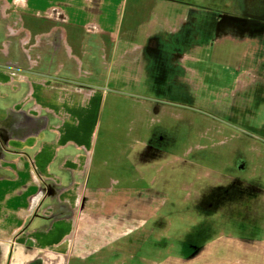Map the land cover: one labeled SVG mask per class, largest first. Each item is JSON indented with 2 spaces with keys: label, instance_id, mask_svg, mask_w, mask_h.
<instances>
[{
  "label": "rangeland",
  "instance_id": "obj_1",
  "mask_svg": "<svg viewBox=\"0 0 264 264\" xmlns=\"http://www.w3.org/2000/svg\"><path fill=\"white\" fill-rule=\"evenodd\" d=\"M154 3L157 7L191 8L202 13L214 5L223 7L229 0H152L151 4ZM235 4V7L240 5L237 1ZM124 17L133 19L126 14ZM258 35L261 33L248 36L235 33L229 40L220 37L218 42L205 43L201 57L198 55L201 74L187 78L191 91L182 99L172 96L178 94L182 83L176 78L177 71L166 62V54L147 55L145 77L141 81L107 83L103 110L96 111L86 123L95 124L90 168L83 172L81 155L73 146L65 149H60V144L57 148L49 146L56 157L49 158L40 172L32 158L31 168L27 170L36 172V179L32 178L35 191L28 197L29 202L22 201L26 205L20 216L7 217L4 233L11 238V247L0 248V264H264V217L259 208L254 216H248L245 207L238 208L233 215L229 211L215 212V208L207 206L208 200L202 203L197 188L204 182L215 186L230 181L225 170L231 169L235 157L228 142L239 135L264 137V126L260 125H264V105L258 121L253 122L258 128L212 123L204 127L200 134L211 140L216 136L217 140H212L215 147L200 154L197 144L209 147L210 143L196 137V116L192 109L185 108L188 100L199 92L197 89L208 88L207 82L219 91L203 95L204 102L229 104L224 89L230 87L240 90L232 99L244 108L242 98L246 94L240 93L253 88L263 89L260 93H264L263 66L257 63L258 54L254 52L261 44ZM243 40L247 42L241 44ZM246 48L251 53L249 59L241 56ZM209 73L210 77L203 83L201 77ZM230 113L229 109L225 110L223 119ZM160 135L164 144L159 143ZM245 146L250 148L245 157L254 160L253 154L261 147L252 141ZM197 162L203 165L200 167ZM254 162L247 164L249 168L257 167ZM13 173L4 169V175L12 179ZM112 178L118 184L112 186V191H105L106 186H111ZM150 182L154 186L147 191L141 186L138 190L123 186ZM251 196L246 198L255 195ZM30 217L34 224L25 228L23 223ZM63 220L69 222L67 232H73L72 237L58 248L46 247L47 252L37 250L40 245L32 230L49 231L57 225L61 228L59 224ZM241 236L251 239L242 241Z\"/></svg>",
  "mask_w": 264,
  "mask_h": 264
},
{
  "label": "crops",
  "instance_id": "obj_2",
  "mask_svg": "<svg viewBox=\"0 0 264 264\" xmlns=\"http://www.w3.org/2000/svg\"><path fill=\"white\" fill-rule=\"evenodd\" d=\"M151 2L0 0L1 249L11 247V238L4 233L9 222L7 217L20 216V210L26 205L22 201L28 199L29 202L28 197L35 191L36 172L27 170L31 168V161L34 159L35 168L40 172L49 158L56 157L49 146L57 148L60 144V149L73 146L78 150L83 172L90 168L95 124L86 123L96 111L103 110L106 84L141 81L145 77L147 55L164 54L161 47L165 41L171 43V38L180 32L185 17L194 20L199 13L191 8L157 7ZM125 14L133 19H125ZM229 36L235 37V34L220 37L229 40ZM244 42L247 41L241 44ZM258 42L261 44L254 52L258 54L256 60L262 64L264 75V34L258 35ZM174 50L168 51L166 62L177 71L176 78L183 85L187 78L201 74L202 49L193 44L191 53L174 54ZM246 50H242L241 56L249 59L251 53ZM262 152L258 158H253L256 162L250 160L257 167L227 173L231 181H250L248 183L258 188L257 200H260L256 205L244 204L248 216H254L255 209L259 208L258 212L264 217V150ZM2 167L14 172V178L4 175ZM110 182L111 186L104 188L105 191H112V186L118 184L114 178ZM238 208L243 209L242 204L235 201L225 210L219 207L215 212L229 211L233 215ZM60 222L61 228L57 225L49 231L32 230L40 245L37 250L47 252L46 247L58 248L67 241L65 239H70L69 235L72 237L73 232H67L69 222ZM33 224L32 217L23 223L25 228ZM239 239L245 241L251 237Z\"/></svg>",
  "mask_w": 264,
  "mask_h": 264
},
{
  "label": "flooded vegetation",
  "instance_id": "obj_3",
  "mask_svg": "<svg viewBox=\"0 0 264 264\" xmlns=\"http://www.w3.org/2000/svg\"><path fill=\"white\" fill-rule=\"evenodd\" d=\"M235 1L240 3L239 6L235 5ZM235 4V5H234ZM253 3L251 0H229L228 4H224L223 7H219L214 5L213 7L210 8H205V10L202 13H197L195 16L194 20H191L189 16L185 17L184 19V26L180 29V32L171 38V43L170 42H164L163 46L161 49L164 51V54H168V51L173 52L174 54L176 53H188V52H193L192 47L193 44L195 46H200L202 50L205 49V43H208L210 40L215 41V39L219 38L222 35L226 34H235L237 35H250L254 33H261L264 34V19H255L249 15V13H253L255 6L252 5ZM253 6V7H252ZM246 14L245 16L242 14ZM231 19H234V22L236 20H240L244 22L242 25L239 24H233L230 23ZM244 25V26H243ZM176 52V53H175ZM256 73V72H255ZM263 75V73L261 72ZM188 75V74H187ZM204 76V77H203ZM201 77V80L203 78V83L204 80L210 77L209 74H205ZM215 79V77H213ZM206 83V82H205ZM208 85V88H201L197 89V91L194 94V99L190 98L188 101V104L185 105V108L192 109L194 112V115L196 116V122L198 123L196 128H195V135L199 139H207L208 143H210V146L207 147L206 145L203 146L201 143H198L197 145L199 146L197 149V154L202 153L205 150H208L210 147H215L216 142H212V140H217L216 136L212 137V140L207 136H203L200 134V132L204 129V127L211 125L212 124H223L225 127H239L241 126H246L248 124L249 126L252 127H257V125L254 126L253 122L258 121L259 116L261 115V108L264 105V93H260V90L263 91V89H246L245 93H240L241 95H245V98H242V104L244 105V108H242V105H237L234 104V96L236 94H239L240 90L238 91L237 89H224L225 93H227V98L225 100L229 104H217L213 103L212 101L210 102H204L202 100V96L204 95H212L215 92L218 93L219 89H216L210 85V83H206ZM190 86L188 85L187 82L182 85V88L178 90V94L174 93L172 94L173 98L178 97V98H183L185 97V94L189 90ZM221 90V89H220ZM223 90V89H222ZM253 92V93H251ZM259 92V93H258ZM250 96V97H249ZM193 101V103H192ZM247 101L248 103H245ZM232 103V104H230ZM187 106V107H186ZM261 106V107H260ZM184 108V109H185ZM229 109V112H231L230 116L228 115L226 119H223L222 114L225 112V110ZM247 111V114L245 113ZM238 112V113H237ZM256 113V115L251 116L250 113ZM264 113V111H262ZM237 113V114H235ZM162 114V113H161ZM250 117L252 118H249ZM233 116H237V119H232ZM240 118V119H239ZM158 121V120H157ZM160 121V120H159ZM161 122V121H160ZM239 125V126H237ZM259 125V124H258ZM261 126H264L262 123L260 124ZM241 131L244 133V129L240 127ZM258 128V127H257ZM234 139H230L228 142L229 148L231 149L230 152L232 154V157H235V161L232 162L231 164V169L228 167L225 170V174L231 172V170H240L242 172L250 170L249 166L250 165L249 159L245 157L246 153H250V148L246 147L245 144L249 141H252L253 144L259 145L261 149H264V137L257 136V135H239V136H233ZM158 139L161 140L159 143H165L164 138L162 135L158 136ZM213 143V144H212ZM261 149L253 156L258 158L260 155ZM199 159V158H198ZM199 161H201L199 159ZM248 162V163H246ZM202 163V162H201ZM198 163L197 164L201 167L203 163ZM210 172H213V169H209ZM220 170H215L217 173ZM256 179V178H255ZM134 180H131L133 182ZM240 182L238 185L237 183ZM250 182V181H248ZM246 184L238 181V179H234L233 181H228L226 183L220 184L218 186L214 185H206L204 184L197 186L199 188V194L200 199L202 200V203L206 202L208 200L207 206L215 209L219 207L223 208H228L231 204L236 202H239V204H242V207L244 208L245 206L248 205V203H251L252 205H256L257 201L260 199L258 198V192L256 191L255 185H252L251 183L248 184V186H245ZM123 186H125V189L129 190H138V186H141L143 190H148L151 189V187L154 186V184H140L137 185L132 184V183H125ZM129 186V187H128ZM242 186V187H241ZM104 187V186H103ZM107 187V186H106ZM105 187V188H106ZM121 187L119 188L120 191H125L121 190L122 186H117ZM156 187H161V185H157ZM208 187L207 190H205ZM252 187V191L248 188ZM202 192V193H201ZM254 196L252 199H247L246 197L249 196ZM251 196V197H252ZM210 201V203H209ZM246 208V207H245ZM148 237V235L146 236ZM146 240V239H145ZM144 240V241H145Z\"/></svg>",
  "mask_w": 264,
  "mask_h": 264
},
{
  "label": "water",
  "instance_id": "obj_4",
  "mask_svg": "<svg viewBox=\"0 0 264 264\" xmlns=\"http://www.w3.org/2000/svg\"><path fill=\"white\" fill-rule=\"evenodd\" d=\"M251 2L253 3L252 5L255 6V8L252 9L254 12L251 14L249 13L247 16H251L255 19H264V0H251ZM242 15L245 16L246 14L243 13Z\"/></svg>",
  "mask_w": 264,
  "mask_h": 264
},
{
  "label": "bare ground",
  "instance_id": "obj_5",
  "mask_svg": "<svg viewBox=\"0 0 264 264\" xmlns=\"http://www.w3.org/2000/svg\"><path fill=\"white\" fill-rule=\"evenodd\" d=\"M230 23H233V24H236V23H237V24H239V25H242V23L244 24V22H242V21H240V20H236V21L234 22V19H231V22H230ZM244 25H245V24H244ZM244 25H243V26H244ZM68 237L70 238L71 235H69Z\"/></svg>",
  "mask_w": 264,
  "mask_h": 264
}]
</instances>
